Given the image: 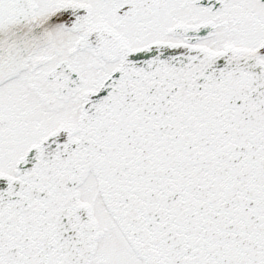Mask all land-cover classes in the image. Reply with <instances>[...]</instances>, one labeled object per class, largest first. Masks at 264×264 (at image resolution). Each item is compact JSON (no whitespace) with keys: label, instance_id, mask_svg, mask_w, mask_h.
I'll return each instance as SVG.
<instances>
[{"label":"snow or ice","instance_id":"obj_1","mask_svg":"<svg viewBox=\"0 0 264 264\" xmlns=\"http://www.w3.org/2000/svg\"><path fill=\"white\" fill-rule=\"evenodd\" d=\"M0 264H264V0H0Z\"/></svg>","mask_w":264,"mask_h":264}]
</instances>
